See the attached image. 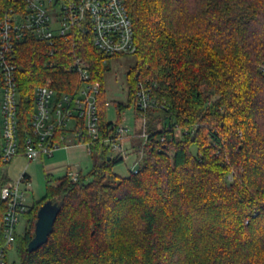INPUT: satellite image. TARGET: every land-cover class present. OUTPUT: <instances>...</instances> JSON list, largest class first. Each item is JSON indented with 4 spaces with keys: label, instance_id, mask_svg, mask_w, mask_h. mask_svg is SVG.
<instances>
[{
    "label": "trees",
    "instance_id": "obj_1",
    "mask_svg": "<svg viewBox=\"0 0 264 264\" xmlns=\"http://www.w3.org/2000/svg\"><path fill=\"white\" fill-rule=\"evenodd\" d=\"M125 3L137 49L128 104L116 102V115L133 105L140 123L139 81L167 109H150L145 129L136 126L137 136L150 134L135 145L143 155L137 173L117 174L122 157L95 143L97 157L78 181L46 176V193L16 237L19 264H264V0ZM48 49L32 36L17 48L23 122L40 77L53 75L58 93L72 91L76 74L65 65L81 56L101 82L100 125L109 132L108 67L90 36L63 41L65 62L53 71L44 67ZM47 200L61 209L48 241L29 252Z\"/></svg>",
    "mask_w": 264,
    "mask_h": 264
},
{
    "label": "built area",
    "instance_id": "obj_2",
    "mask_svg": "<svg viewBox=\"0 0 264 264\" xmlns=\"http://www.w3.org/2000/svg\"><path fill=\"white\" fill-rule=\"evenodd\" d=\"M87 35L105 57L104 62L108 57L133 54L137 49L125 0H6L0 13V264H9V253L15 249L20 233V218L33 205L28 201L31 179L27 172L23 170L16 179L8 174L14 159L29 162L52 156L56 149L72 142L84 144L89 152L95 143H100L109 147L112 155L122 157L128 152L126 144L131 145V138L137 136L135 128L125 125L124 111L110 119L109 132L102 133L98 110L101 82L93 78L81 56L65 65L67 71L76 74L72 91L58 93L53 75L40 77L34 88L30 119L23 122L17 48L29 36L44 42L49 47L44 67L53 71L58 63L65 62L58 55L60 44ZM260 70L264 75V62ZM137 86L135 109L145 129L149 110L167 106L142 81ZM106 105L110 106V102ZM144 129L140 135L142 144L150 135ZM160 140L164 141L165 136ZM142 165L141 153L130 171L137 173ZM67 173L78 181L80 171L71 169Z\"/></svg>",
    "mask_w": 264,
    "mask_h": 264
},
{
    "label": "rangeland",
    "instance_id": "obj_3",
    "mask_svg": "<svg viewBox=\"0 0 264 264\" xmlns=\"http://www.w3.org/2000/svg\"><path fill=\"white\" fill-rule=\"evenodd\" d=\"M135 57L133 54H124L108 57L105 65L108 67L103 74V89L105 100L110 102V106L107 107L109 118H116V106L115 103L128 104V71L131 66L134 65ZM126 119L124 120L125 125L130 128H135L137 130V125L139 126L138 120L136 121V115L133 105H128L123 109ZM138 122V123H137ZM179 133V132H177ZM130 143L126 144L127 154L122 155V160L117 162L114 167V171L120 175H127L134 164L139 152L136 151V143H140L143 138L141 136H136L131 138ZM134 145V146H133ZM85 147L76 146L71 148L70 152L67 150H60L58 152L55 150L56 156H44L43 160L36 159L32 161H27L23 158H16L12 161L8 168V174L12 179H16L20 172L25 170L31 179V189L28 201L33 202L34 200L41 199L46 193V176L52 175L53 177L59 178L65 175V170L59 168L56 172L50 171L51 168L56 166H62L65 162H55L60 159H65L67 161L68 157L73 158L75 156V162L79 164L84 172L91 169L93 161L97 157V153L89 152ZM54 152V153H55ZM54 155V154H53ZM74 155V156H73ZM74 162V163H75ZM20 224L18 225V231L22 233L27 226L25 216H21ZM20 257L16 251L13 249L9 253V264H19Z\"/></svg>",
    "mask_w": 264,
    "mask_h": 264
},
{
    "label": "water",
    "instance_id": "obj_4",
    "mask_svg": "<svg viewBox=\"0 0 264 264\" xmlns=\"http://www.w3.org/2000/svg\"><path fill=\"white\" fill-rule=\"evenodd\" d=\"M108 159H110V156H108ZM60 209V204L52 200H47L40 206L35 222V234L28 243L29 252L34 251L48 241Z\"/></svg>",
    "mask_w": 264,
    "mask_h": 264
},
{
    "label": "crops",
    "instance_id": "obj_5",
    "mask_svg": "<svg viewBox=\"0 0 264 264\" xmlns=\"http://www.w3.org/2000/svg\"><path fill=\"white\" fill-rule=\"evenodd\" d=\"M76 146H82V147H85L87 150H88V148L84 145V144H80V143H74V142H72V143H70V144H68L67 146H63V147H60V148H58L57 149V151L56 152H58V151H60V150H67V151H69V153H72V152H70V150H71V148H74V147H76ZM84 148V149H85ZM55 152V151H54ZM53 152V154L54 155H52L53 157H55L56 156V152L54 153ZM74 156V155H73ZM44 157V156H43ZM43 157H41V158H39V159H41V160H43L44 158ZM75 156L73 157V158H70V157H68V159H67V161L65 160V159H60L59 161H55V162H65L64 164H62V166H56V165H54V167L53 168H51L50 169V171H52V173L53 172H56L59 168H63V170H65V174L69 171V170H71V169H76V170H78V171H81V170H83L82 169V167L79 165V164H77L76 162H75ZM75 162V163H74Z\"/></svg>",
    "mask_w": 264,
    "mask_h": 264
}]
</instances>
